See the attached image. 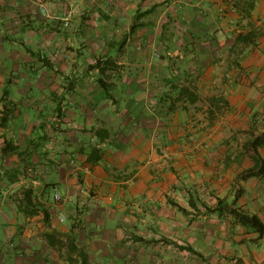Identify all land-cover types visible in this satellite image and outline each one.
I'll use <instances>...</instances> for the list:
<instances>
[{
  "label": "crops",
  "instance_id": "1",
  "mask_svg": "<svg viewBox=\"0 0 264 264\" xmlns=\"http://www.w3.org/2000/svg\"><path fill=\"white\" fill-rule=\"evenodd\" d=\"M0 116V264H264V0H0Z\"/></svg>",
  "mask_w": 264,
  "mask_h": 264
},
{
  "label": "trees",
  "instance_id": "2",
  "mask_svg": "<svg viewBox=\"0 0 264 264\" xmlns=\"http://www.w3.org/2000/svg\"><path fill=\"white\" fill-rule=\"evenodd\" d=\"M98 66L99 64H97V67ZM257 142L261 143V141H257ZM230 213L234 215L242 225L259 232L261 235L264 234V225L257 216L242 214L238 212L236 209H232Z\"/></svg>",
  "mask_w": 264,
  "mask_h": 264
},
{
  "label": "rangeland",
  "instance_id": "3",
  "mask_svg": "<svg viewBox=\"0 0 264 264\" xmlns=\"http://www.w3.org/2000/svg\"><path fill=\"white\" fill-rule=\"evenodd\" d=\"M38 74L39 73H37L36 75H34L33 73H31V77H28L29 79V82L31 81L32 83H33V81H35L36 82V79H38L37 78V76H38ZM27 75H30L29 73H27ZM40 76H42L41 74H39ZM6 81H5V83H4V85L5 86H9V85H11V83L9 82V81H12L13 80V78L12 79H9V78H7V79H5ZM14 80L16 81L17 79L16 78H14ZM21 81L20 82H22L21 83V87H24L23 85H24V82L26 81V79H20ZM26 86V85H25ZM1 119H3L1 116H0V122H2V120ZM61 188V193L62 194H64L65 195V189L61 186V185H59V189ZM50 193H51V196H52V201H54V191H53V189H51L50 190ZM62 198H63V196H62ZM64 201V198H63V200L61 201V202H59V201H57V200H55V203L56 204H61L62 202ZM0 241H2V238H0Z\"/></svg>",
  "mask_w": 264,
  "mask_h": 264
},
{
  "label": "built area",
  "instance_id": "4",
  "mask_svg": "<svg viewBox=\"0 0 264 264\" xmlns=\"http://www.w3.org/2000/svg\"><path fill=\"white\" fill-rule=\"evenodd\" d=\"M38 2H39V4H40V6H41L42 12L45 13V12H46V3L48 2V0H38ZM87 173H91L90 169H87ZM55 200L61 202V201L63 200V198H62L61 195L56 194V195H55ZM61 220H62L63 222L67 221L66 216H62V217H61Z\"/></svg>",
  "mask_w": 264,
  "mask_h": 264
}]
</instances>
